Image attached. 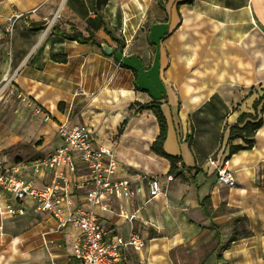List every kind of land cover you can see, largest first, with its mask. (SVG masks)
<instances>
[{
	"label": "crops",
	"instance_id": "obj_1",
	"mask_svg": "<svg viewBox=\"0 0 264 264\" xmlns=\"http://www.w3.org/2000/svg\"><path fill=\"white\" fill-rule=\"evenodd\" d=\"M188 1L0 0V73L15 74V86L52 113H58L60 102L74 103L91 93L97 98L105 94L100 84L101 71L106 69L108 57H120L116 62L126 74H133V86H128L127 78V85H120L117 95L127 101L160 104L168 119L164 147L168 153L181 156L178 166L182 174L167 181L169 160L150 150L159 135L156 115L151 111L146 122L129 121L119 148L129 144L140 150L138 155L162 160L166 166L162 173L153 172L137 158L117 157L120 176L129 177L123 171L163 175L160 177L166 194L148 203L142 194L131 201L115 200L111 204L113 212H101L105 221L120 234L135 230L149 242L147 258H141L146 264H174L171 252L175 248L199 241L214 244L210 250H204L201 264H264V111H260L262 104L258 110L254 108L255 101L264 94V0ZM14 11L30 14L28 24L25 20L20 22L10 40L4 29L6 19ZM53 16V26L45 31ZM138 18L147 20L145 30V26L136 28ZM75 30L85 36L94 34L100 43L106 42L116 50V55H107L101 45L66 39L60 34ZM143 32L145 42L140 40ZM174 43L178 47H173ZM131 49L154 52L153 64L161 75L162 93L139 83L142 89H136L135 72L122 64V57L134 55L126 53ZM194 51L195 57L189 62L187 57ZM203 51H210V56L203 55ZM59 55H63L65 62L54 60ZM173 62H177L174 67ZM30 63L32 68L27 69ZM151 65L148 62L144 68ZM169 70L174 76L167 82L165 73ZM178 97L182 107L175 112ZM214 98L218 100L213 101ZM204 105H209L205 118L207 147L200 146L197 151V128L190 118ZM220 106L224 113L220 118L213 117ZM242 113L257 116L262 125L251 148L232 152L233 146H246L251 139L237 137L230 141L225 137L228 126L238 124ZM128 115L121 108L112 120L129 119ZM84 116L72 124H87L97 145L112 147L105 137L104 118ZM254 120L249 117L246 122ZM213 131L223 133L222 139L212 138ZM97 136L105 141H97ZM59 140L57 147L62 144ZM172 142L174 147L170 149ZM144 145L146 151L139 149ZM204 150L210 153L206 155ZM218 151L230 157L236 186L222 184L215 167L207 163V158ZM41 182L48 183L49 178ZM77 194L84 198L83 189ZM122 209L136 211L137 218L132 222L120 218L117 213ZM74 242L75 232L60 229L56 219L48 214L31 211L17 218L0 216V264H81L74 255ZM133 253L143 257L144 252L126 249V264H135Z\"/></svg>",
	"mask_w": 264,
	"mask_h": 264
},
{
	"label": "built area",
	"instance_id": "obj_2",
	"mask_svg": "<svg viewBox=\"0 0 264 264\" xmlns=\"http://www.w3.org/2000/svg\"><path fill=\"white\" fill-rule=\"evenodd\" d=\"M30 12L14 11L5 23V33L11 40L16 27L27 21ZM49 20L47 29L53 24ZM28 24V21L26 22ZM15 74L0 73V99L16 91ZM62 144L32 161L4 165L0 162V216L17 218L48 214L56 219L60 229L75 232L74 255L81 264H126L125 251L142 250L146 242L135 230L127 235L118 233L105 221L101 212H113L115 200L131 201L140 194L145 202L166 194L159 176L123 171L112 147L97 145L87 124L63 122L58 125ZM207 163L214 166L219 181L229 187L237 185L230 168V157L223 151L212 154ZM49 178L48 183L41 180ZM167 181L174 179L166 176ZM84 190V198L77 191ZM120 218L134 221L137 212L122 209Z\"/></svg>",
	"mask_w": 264,
	"mask_h": 264
},
{
	"label": "rangeland",
	"instance_id": "obj_3",
	"mask_svg": "<svg viewBox=\"0 0 264 264\" xmlns=\"http://www.w3.org/2000/svg\"><path fill=\"white\" fill-rule=\"evenodd\" d=\"M137 21L139 23L136 25V28L141 29L142 26H145L143 28V30H145L147 27L145 22H147V20L145 18H138ZM47 27L48 26H46L45 31ZM140 36H142V34L137 35V37ZM15 39L20 41L18 36H16ZM140 40L145 42L144 32ZM20 43V45H22V40ZM139 46L142 47L143 45ZM122 52L124 53V51ZM126 53L134 54V56L142 58L141 60L138 57H122L123 60L125 59L126 64L133 65L138 69L136 73L140 86L145 88L154 87L157 92L162 93L163 85H161V75L158 67H155L153 64L155 62L153 57L154 52L152 50L131 49L126 51ZM210 53V51H203V55L206 57H208V54L210 56ZM62 56L63 55L56 56L54 57V60L58 62H65ZM186 56L187 55L183 54L182 57L186 58ZM168 57L169 60H172L171 54H169ZM151 59L152 62H150ZM148 62L152 63V65L148 68H144V65ZM26 68L31 69L32 63L28 64ZM126 72L127 71L119 65V62H116V59H114L113 56H111L110 59L108 57L106 69L101 71L100 77V84L104 86L105 94H99V97L97 98L96 95L91 93L85 95L86 99L75 100L74 103L60 102L58 106V113H52L48 108L41 105L37 99L29 96L27 92L16 86L15 93L9 94L0 99V162L4 165H8L19 161H32L44 156L56 148L60 143L58 125L63 122L74 123V120H77L80 116L85 117L84 115L86 114V116L91 115V119L104 118L106 123L105 126L107 128V133H105V137L108 138L107 144H110L114 148L117 157L123 160H128L129 157L132 156V158H137L138 161L147 165V168L150 171L161 173L164 172L166 165L162 160L152 161L146 159L145 157L138 155L140 154V150L139 152L136 151V149L130 147L129 144H125L122 148H119L121 140L123 139L125 132L128 130L130 122L133 124L136 122H146L151 117V111L153 112V110L148 109L142 110L141 106L144 103L140 101L135 99L127 101L125 98H120L117 95L120 85L122 87L127 85L125 82L127 78L128 86H133V74L131 72L126 74ZM127 75L129 77H127ZM121 81L123 82L122 84H120ZM173 90L178 95L177 89L175 87H173ZM215 100H218V98L213 99V101ZM112 103L114 104L111 106ZM177 103L178 105L175 107V112L177 107L179 110L182 107V101L180 97H178ZM208 106L209 105H204L190 118V123L194 124V126L197 128L194 142V147L197 151H199L200 146L203 148L207 147L205 144V118L207 117L206 111ZM121 108H124L127 113L129 112V119L125 118L121 119L120 121H113L112 117L119 114ZM223 113L224 109L220 106L214 112L213 117L220 118L221 114ZM231 120L232 118L229 119V122ZM231 126L232 125H229L225 132V137H227V139L231 135ZM94 129L96 128L94 127ZM210 132L211 129H209V133ZM212 133L214 134V136H211L212 138H219L220 140L222 139L223 133L218 134L217 131H213ZM97 138V141H105V139L102 137L97 136ZM172 147H174L173 142L169 143V148L171 149ZM139 149L146 151L147 147L144 145ZM120 151H124L121 153L122 155H120ZM203 152L206 155L210 153L209 150H204ZM157 176L160 177L163 175ZM148 243L149 242H146L144 248H142V251L144 252L143 257H137L136 253H133L135 264H146L145 260L141 258H147L146 249L148 247ZM213 245V243H201V241L191 243L188 242L175 248L171 252V257L174 261V264H201L205 257L204 250H210ZM128 259V261H130L131 258ZM128 264H130V262H128Z\"/></svg>",
	"mask_w": 264,
	"mask_h": 264
},
{
	"label": "trees",
	"instance_id": "obj_4",
	"mask_svg": "<svg viewBox=\"0 0 264 264\" xmlns=\"http://www.w3.org/2000/svg\"><path fill=\"white\" fill-rule=\"evenodd\" d=\"M189 3L193 2L192 0L188 1ZM187 2V3H188ZM60 34L66 38V39H71V40H76L78 42L81 43H91V44H98L100 45V40L94 35V34H90L88 36L83 35L81 32L79 31H73L71 33L62 31L60 32ZM116 50L114 51L113 55H116ZM130 58L136 57L134 55L129 56ZM117 61H119L121 58L117 57L116 58ZM123 66L129 69H133V71L135 72V87L136 89H142L139 85H138V81H137V69L129 64H126L125 59L122 60ZM143 91H147L145 89H143ZM166 98V94L164 96ZM260 104H262L260 111H264V94L260 97V99L258 101H255L254 103V108L256 110H258ZM142 110H153L154 114L156 115L158 124H159V135L156 137L155 141L152 143L150 150L152 152H154L156 155L161 156L163 158H166L167 160H169L170 162V169L168 171V174L170 175H180L182 174L181 169L178 166V162L182 160L181 156L179 155H173L168 153L165 150L164 144L165 141L167 139L168 136V119L164 113V111L162 110L160 104H158L157 102L151 101V102H147L142 104L141 106ZM255 118L254 121H247V118ZM244 123V125L240 126L239 124ZM262 125V120L261 119H257V116H253L250 113H242L239 117V121L238 124L236 125H232L231 126V135L229 136V140H233L237 137H247V138H251L247 140V144L246 146L240 145V146H233L232 147V152L241 150V149H247V148H251L254 144V136L257 132V130L261 127Z\"/></svg>",
	"mask_w": 264,
	"mask_h": 264
},
{
	"label": "bare ground",
	"instance_id": "obj_5",
	"mask_svg": "<svg viewBox=\"0 0 264 264\" xmlns=\"http://www.w3.org/2000/svg\"><path fill=\"white\" fill-rule=\"evenodd\" d=\"M173 42H174V41H173ZM173 47H178V46H176L175 43H174ZM174 51H175V50H174ZM176 52H177V51H176ZM195 54H196L195 51H194V52H191V55H190L189 57H187L188 60H189V62H190L191 60L194 59ZM174 60H176V59H174ZM175 64H177V62H173V63H172L173 66H172V67H174ZM165 75H166L165 78H166L167 82L172 80V75H173V74H172V71H171V70H169L167 73H165ZM173 76H174V75H173ZM177 86L179 87V84H178V83H177ZM183 107L186 108V105H184Z\"/></svg>",
	"mask_w": 264,
	"mask_h": 264
},
{
	"label": "water",
	"instance_id": "obj_6",
	"mask_svg": "<svg viewBox=\"0 0 264 264\" xmlns=\"http://www.w3.org/2000/svg\"><path fill=\"white\" fill-rule=\"evenodd\" d=\"M101 47L103 48L104 52L107 54V55H112L113 52H114V49L106 42H101L100 43Z\"/></svg>",
	"mask_w": 264,
	"mask_h": 264
}]
</instances>
